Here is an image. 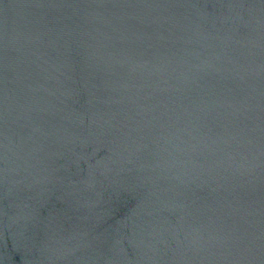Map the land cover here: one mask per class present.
<instances>
[{
	"label": "water",
	"instance_id": "obj_1",
	"mask_svg": "<svg viewBox=\"0 0 264 264\" xmlns=\"http://www.w3.org/2000/svg\"><path fill=\"white\" fill-rule=\"evenodd\" d=\"M0 264H264V0H0Z\"/></svg>",
	"mask_w": 264,
	"mask_h": 264
}]
</instances>
